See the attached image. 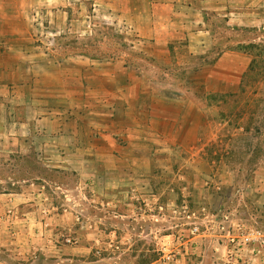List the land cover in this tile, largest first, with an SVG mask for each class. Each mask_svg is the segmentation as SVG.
Here are the masks:
<instances>
[{
    "label": "crops",
    "instance_id": "0c3cea01",
    "mask_svg": "<svg viewBox=\"0 0 264 264\" xmlns=\"http://www.w3.org/2000/svg\"><path fill=\"white\" fill-rule=\"evenodd\" d=\"M47 1L32 0L29 6L26 0H0V147L6 146L2 132L12 129L15 147L40 149L41 159L77 176L71 187L57 185L77 198L58 201L45 183L0 190V264L32 262L41 240L51 252L58 232L76 222L77 235L96 236L102 232L101 210L116 216L126 209L135 218L140 208L146 211L143 219L150 218L152 206L157 209L165 193L175 192L165 184L166 162L176 158L177 149L196 148L207 125V109L199 101L204 95L199 99L194 85L172 86L167 94L131 61L59 59L39 50L34 7ZM110 1L116 3L110 16L136 36L132 48L140 51L142 63L187 70L194 81L201 73L199 83L206 90L211 86L210 93L239 90L253 58L240 50L214 54L217 31L209 18L232 15L235 25L248 24L249 12H264V0ZM190 182L195 195L201 190L199 202L222 211L245 203L247 196L264 228L263 163L250 174L229 166L207 174L202 186ZM90 208L98 211L92 215ZM208 241L196 253L231 264L226 242ZM253 264H264V256Z\"/></svg>",
    "mask_w": 264,
    "mask_h": 264
},
{
    "label": "rangeland",
    "instance_id": "374dc122",
    "mask_svg": "<svg viewBox=\"0 0 264 264\" xmlns=\"http://www.w3.org/2000/svg\"><path fill=\"white\" fill-rule=\"evenodd\" d=\"M26 1L29 6L32 5V0ZM114 3L110 0H48L45 4H38L34 7L36 20L33 39L36 46L59 59L84 56L106 62L115 58L120 61L119 64L122 62L125 65L131 61L144 70L147 77L150 76L152 83H159L167 94H170L172 86L187 88L194 85L199 99L204 95L199 101H203L207 109V125L201 130V142L191 150L177 149L176 158L166 162L165 184L175 188V192L163 195L164 202H160L163 211L152 206L146 213L148 215L150 212L152 216L143 219L142 211L145 210L140 208L137 209L140 214L135 215V218L126 209L118 210L119 215L116 216L110 214L109 210H101V233L96 236L87 234L84 239L77 235L76 222V227L70 226L58 232V239L50 243L51 252L45 250L49 246H45L41 240L38 242L36 258L32 262L24 260L22 263L160 264L158 246L169 240L166 237L169 234H183L186 240L191 239L184 257L178 256L183 264L227 263L224 260L214 263V256H199L196 250L208 240V245L223 243L219 226L225 214L231 215V226L242 223L262 228L258 225L256 204L246 196L245 203L222 211L212 204L199 202L197 199L203 196L198 194L201 190L198 189L195 195L190 180L194 182L193 186H202L206 175L217 169L222 171L223 168L234 166L250 174L258 164H264V12H259V16L255 15L256 12H249L248 24L243 25H235L232 15L229 18H209L213 29L217 31L214 54L221 49L240 50L253 58L239 90L221 94L210 93L207 90L211 86H207L206 90L204 85H200L199 82H203L198 79L201 73L194 81L188 79L187 70H164L142 63L140 51L132 48L131 42L136 36L122 22L117 24L115 18L110 16L111 12L116 11ZM62 12L71 13L63 17ZM2 133L6 146L0 147V190L19 191L31 182L39 185L45 183L58 201L65 195H69L70 201L77 198V194H64L57 188V185L71 187L77 184L75 174L62 169L56 162L41 159L38 156L40 149L15 147L12 144L15 136L12 129ZM173 203L190 205L196 214V221L202 223V236H192L191 220L185 218V214H175L171 205ZM94 210L97 209L90 208L87 211L93 215ZM132 222L136 224L135 227ZM115 229L119 230L116 235L113 232ZM67 237L78 240V243H68ZM242 259L230 263L245 264Z\"/></svg>",
    "mask_w": 264,
    "mask_h": 264
},
{
    "label": "built area",
    "instance_id": "2783aa9c",
    "mask_svg": "<svg viewBox=\"0 0 264 264\" xmlns=\"http://www.w3.org/2000/svg\"><path fill=\"white\" fill-rule=\"evenodd\" d=\"M175 214H185V218L191 220L189 222L191 229L190 232L193 237L202 236V223L196 221V214L190 208V205L183 204L179 206L175 203L171 204ZM161 211L164 210L163 205L158 207ZM232 218L230 214H225L220 222V233L222 240L229 246L228 260L237 261L239 259L245 260V264H252L256 258L264 256V230L259 226H246L245 224L238 223L231 226ZM233 228V230H231ZM169 240L159 244L158 251L161 254L160 264H178L180 259L178 256L184 257L185 250L190 240H186L183 234L173 236L167 235ZM68 243L77 244L78 240L67 237ZM247 258V259H245Z\"/></svg>",
    "mask_w": 264,
    "mask_h": 264
}]
</instances>
